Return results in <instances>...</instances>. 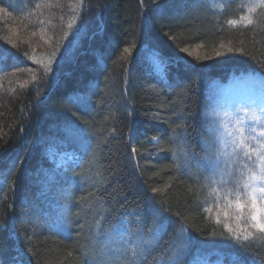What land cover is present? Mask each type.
Wrapping results in <instances>:
<instances>
[{
  "label": "trees",
  "instance_id": "1",
  "mask_svg": "<svg viewBox=\"0 0 264 264\" xmlns=\"http://www.w3.org/2000/svg\"><path fill=\"white\" fill-rule=\"evenodd\" d=\"M0 7V264H264V233L224 227L231 184L206 179L246 172L221 150L210 83L264 77L262 0Z\"/></svg>",
  "mask_w": 264,
  "mask_h": 264
},
{
  "label": "rangeland",
  "instance_id": "2",
  "mask_svg": "<svg viewBox=\"0 0 264 264\" xmlns=\"http://www.w3.org/2000/svg\"><path fill=\"white\" fill-rule=\"evenodd\" d=\"M1 13L3 10L0 7V16ZM184 52L188 56H204L200 46L187 48ZM211 84L212 109L221 150L228 154L229 158H235L247 171L253 167L255 153L251 152V159L246 158L240 150H236L234 154L232 141L239 136L241 129L245 137L259 136L260 132L264 131V77L252 71H233L222 83ZM253 114L260 116L261 119L254 121L251 118ZM249 143L251 147H255V141ZM51 157L56 160L58 166H65L73 158V154L58 151L52 152Z\"/></svg>",
  "mask_w": 264,
  "mask_h": 264
},
{
  "label": "snow or ice",
  "instance_id": "3",
  "mask_svg": "<svg viewBox=\"0 0 264 264\" xmlns=\"http://www.w3.org/2000/svg\"><path fill=\"white\" fill-rule=\"evenodd\" d=\"M262 2H264V0H262ZM249 10L252 11L253 9L250 8ZM233 23H235V21H233ZM249 23H251V21H249ZM125 51L128 50L125 49ZM237 51L241 50L237 49ZM251 118L254 121H259L261 119L260 116L255 114H253ZM249 141H255V147H251ZM232 143L234 145V154L236 153V150H240L246 158L251 159V152L255 153L253 167L248 168L246 172H241L239 176L232 181H216L212 176H208L206 179L211 180L213 183L223 182L231 184L230 187L226 188V192L227 196H235V206L237 209L236 219L238 221V226L234 229L229 224H225L224 227L227 228L230 234L236 233L231 238L237 243H240V231L249 226L252 229L264 233V131H261L259 136L250 135L245 137L243 135V129H241L239 130V136L234 139ZM207 159L210 164H213L212 171L223 177L226 173V169H220L218 163H214L212 156L207 157ZM216 160H218V157H216ZM241 183L243 185V193L239 191ZM153 191L155 192L158 190L153 189ZM215 191L217 190L213 189V192ZM245 208L247 209V214L243 212V209ZM227 215L228 213L225 212V216ZM217 221L219 222V217H217ZM241 221L242 224L240 223ZM168 222L169 220L166 218L156 230L162 232L166 228ZM140 231H142V229H140ZM182 231H186V229H182ZM252 235V232H248L247 235L243 237V240H247ZM181 252L182 248L178 247L176 249V255L179 256Z\"/></svg>",
  "mask_w": 264,
  "mask_h": 264
}]
</instances>
